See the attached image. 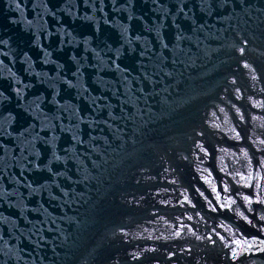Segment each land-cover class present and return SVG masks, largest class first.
Instances as JSON below:
<instances>
[{
	"label": "water",
	"instance_id": "1",
	"mask_svg": "<svg viewBox=\"0 0 264 264\" xmlns=\"http://www.w3.org/2000/svg\"><path fill=\"white\" fill-rule=\"evenodd\" d=\"M0 264H264V0H0Z\"/></svg>",
	"mask_w": 264,
	"mask_h": 264
},
{
	"label": "snow or ice",
	"instance_id": "2",
	"mask_svg": "<svg viewBox=\"0 0 264 264\" xmlns=\"http://www.w3.org/2000/svg\"><path fill=\"white\" fill-rule=\"evenodd\" d=\"M203 2H204V0H201V3H203ZM241 51H243V49H241ZM233 255H236V253L234 252Z\"/></svg>",
	"mask_w": 264,
	"mask_h": 264
}]
</instances>
